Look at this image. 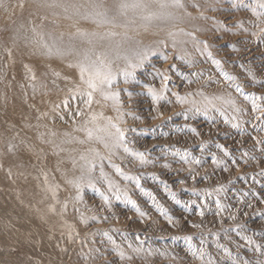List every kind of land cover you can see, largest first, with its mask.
<instances>
[{
	"label": "rangeland",
	"instance_id": "obj_1",
	"mask_svg": "<svg viewBox=\"0 0 264 264\" xmlns=\"http://www.w3.org/2000/svg\"><path fill=\"white\" fill-rule=\"evenodd\" d=\"M50 1L53 2L4 0V6L0 7V63L4 69L3 73L0 71V97L3 101L6 100L5 104L10 92L3 88L5 83L10 82L9 75H16L19 66L27 65L30 69L33 62V57L22 51L17 44V31L23 27L21 24L30 23L31 28V22L39 24L40 17H47L46 9L47 5L51 4ZM73 3L86 5L87 0H73ZM102 4L105 9L111 11L114 9L115 0H102ZM182 4L183 7L180 8L161 9L158 3L153 2L151 8L159 13L161 18L154 21L153 27L147 30L137 25L127 33L131 39L125 45L126 48H134L139 43L141 47L156 48V52L136 71L133 80L125 83L121 75L112 89L113 92L120 93V111L124 114V123L120 126L127 130L128 147L133 152L144 153L149 163L141 165L134 156L124 153L122 149L112 160L122 168L126 176L138 177L140 188L136 187L134 180L117 175L114 169L107 166V160L104 170L108 178L119 186V199L114 191L108 189L107 182L99 179L98 169L95 173V189L85 183L79 193L83 198L81 202L75 200V188L57 181L55 184L60 186L59 200H70L65 219L74 226L75 232L79 233L75 241L68 240L66 230L65 234L61 235L59 219L51 226L55 235L47 238V243L51 246L47 248L50 249L49 252L41 253V246L29 251L25 244L21 243H16L13 247L0 246V264H202V261L188 250L189 245L185 237H192V245L195 248L200 247V239L203 237L205 260L210 256L216 264H231L232 259L247 260L250 264H256L258 259H264V256L250 250L254 245L249 246L241 239V236L251 237L255 244L264 245V203L260 202L264 200V132L258 131L262 122L255 119L260 113L253 112L252 100L244 98L264 97V37L251 35L252 32L259 31L254 27L258 21L251 8L255 7L257 12L264 9L259 7L257 0H182ZM47 18L45 33L57 34V28L60 27L65 33L62 34V39L61 34L59 37L55 35L57 40H69L81 51L91 47L87 38L76 35V27L72 26L71 20L62 16L57 23H51L49 17ZM241 24L243 28L240 27ZM77 27L89 33L106 31L97 29L94 24L83 20ZM260 27H264V24ZM179 30L194 34L201 46L206 43L212 57L221 61L223 71L235 77V81H225L220 70L208 59L207 53L196 51L191 43L185 47L187 58L195 66L188 67L180 60L179 57L184 53L179 48L174 49L168 38L169 31ZM117 31L123 32L122 29ZM116 39L120 40L121 37ZM160 41H165L167 47L160 44ZM233 48L237 50L234 51ZM9 50L11 56L8 55ZM157 70L167 71L170 77L166 95L171 103L161 100L156 105L152 104L148 89L153 88L159 92L161 88V77ZM195 73L203 75L198 78ZM184 77L196 82L188 84ZM209 77L218 82H210ZM237 84L242 93L236 90ZM39 92L43 95L52 94L47 84ZM173 92L181 96L191 94L189 98L198 102L202 99L198 95L199 92L210 97L230 96L242 112L234 113L228 108V123L215 111L207 116L199 113L194 118L189 112L190 118L185 120L183 113L189 105L176 103ZM63 93L67 95L65 102L70 107H63L60 111L61 116H65L64 120L59 119L60 125L75 135L70 128L73 124L70 113L78 106L83 108L84 105L72 98L73 91L64 90ZM101 103L106 105L102 109L103 113L115 119L118 113L112 102ZM257 104L264 107V100L258 99ZM4 110L10 111L7 107ZM66 113L68 115H65ZM159 113H162V116L154 118ZM233 115H236L238 120L233 121ZM211 120L216 123L211 124ZM15 122L19 123L17 120ZM233 123H238L239 127H232ZM189 126L197 128L201 135H191L187 130ZM202 144L206 145L203 151ZM217 144L222 145L228 155L219 150ZM177 150L180 153L187 151L190 153L189 160L195 157L203 163L185 164L181 156L176 154ZM213 154L221 161L220 165L212 162ZM164 165L170 167L166 168ZM225 165L227 171L224 170ZM66 176L73 178L69 174ZM217 188H223L224 191L218 193ZM98 192L109 198L110 208L103 203ZM48 197L46 200L51 201V193ZM129 199L135 201L147 215L140 217L128 202ZM217 199L230 208V211L225 210L217 215ZM248 204H251V207H248ZM155 205L162 207L173 218L174 223L170 224L157 211ZM57 208L59 209V206ZM77 208L79 212L75 211ZM200 211L204 212L203 217L197 215ZM39 212L42 217L47 216ZM81 214L89 219L88 225L80 222ZM232 215H235V220L230 218ZM93 216L97 217L99 222L92 221ZM104 232H108L118 244H121L126 236L127 242L122 243L121 248L133 259L120 260L112 245L102 235ZM128 242L141 247L142 251L139 254L132 252L127 248ZM217 244L227 247L231 257L226 256L222 249H218ZM94 249L97 251H93Z\"/></svg>",
	"mask_w": 264,
	"mask_h": 264
},
{
	"label": "snow or ice",
	"instance_id": "obj_2",
	"mask_svg": "<svg viewBox=\"0 0 264 264\" xmlns=\"http://www.w3.org/2000/svg\"><path fill=\"white\" fill-rule=\"evenodd\" d=\"M155 2L159 4L161 9L167 7H183L182 0H115L114 9L109 11L103 7L102 0H87L86 5H72L71 11H69V7L66 5H60L53 0V2L49 5V7L63 6L65 10L64 19L71 20L72 26L76 27V35L87 38L88 44L91 46L85 50H77L73 47H62L60 43H58L57 38L51 33H45V22L47 21V17H40V23L35 24V22H31L33 27L29 29L30 35H24L22 38L33 47L35 51L41 52L42 54L52 57L56 56L58 58H65L66 56H73L74 60L69 63V67L76 68L79 72V83L73 89L74 95L73 99L77 97L82 101L84 108H80L79 106L75 111L71 112V118L74 125H76L77 117H84V119L74 127L73 131L83 133V138L71 135L70 133H62L61 135L64 139H61L59 143H56L54 139H50L48 143L53 144L54 149H57V155L60 152L68 151V159L71 161L72 170L75 173L77 170L79 171V176H74L69 179L65 174V182L76 189L77 196L75 200L77 202L82 201V196L79 194L82 187L85 183L88 186L95 189L97 177L95 173L97 169L99 170V179L101 181H105L108 184V189L110 191H114L116 193V198L119 199V186L115 185L112 180L108 178L107 173L105 172V160H107V166L114 169L115 173L121 176L124 179L134 180L136 183V187L140 188L139 178L138 177H129L126 176L123 172L122 168L113 163L112 157H114L117 152L122 149L124 153L134 156L141 165H145L149 163V161L145 158L144 153L133 152L128 147V139H127V130L122 128L120 124L124 123L123 113L120 111L121 109V101H120V93L113 92V86L116 84L118 78L123 75L124 82L129 83L131 80L135 78L136 71L142 68L146 62L149 61L150 56L154 55L156 52V48L153 47H141L139 43L134 48H126L125 45L131 39L127 33L132 30L135 26L139 25L147 30L150 27H153V22L160 19L161 15L152 10L151 4ZM259 7L264 9V0H257ZM4 6V0H0V7ZM22 8L23 5L21 4ZM253 15L257 17L258 23L254 25L259 31L252 32L251 35L254 37L260 36L264 37V27H260L261 24H264V11L257 12L255 7L251 8ZM55 19L52 21L56 23L59 20V17L54 14ZM83 20L85 22H90L96 26L97 29H106L103 32H85L82 31L77 25L80 21ZM243 28V24L240 25ZM118 29H122L123 32L117 31ZM120 36L121 39L117 40L116 37ZM168 38L171 40V45L174 49L179 48V50L184 53L179 57L188 67H194L193 62L187 58L188 54L186 51V45L191 43L196 51H203L207 53L208 59L212 60V63L216 66L218 70H220V74L223 76L225 81H235V77L230 76L228 73L224 72L221 66V61L216 60L212 57V53L208 51V45L204 43L201 46V42L196 39L195 35L190 32H185L183 30L179 31H169ZM62 39V34H61ZM102 41H106V43H100ZM160 44H163L167 47V43L165 41H160ZM234 51L237 49L233 48ZM8 55L11 56V51L9 50ZM165 60H167V56H165ZM121 63L123 66L121 67ZM27 69L28 66L25 65ZM30 71V69H29ZM157 74L161 77V88L160 91L157 92L153 88H149V93L152 97V104L156 105L159 101L165 100L167 103H171L172 101L167 98L166 93L169 91L168 82L170 77L167 74V71L159 72L157 70ZM198 78L203 75V73H195ZM36 77L33 74L32 80L35 81ZM188 84L195 83L196 81L189 79L188 77H184ZM210 82L217 83L218 81H213L211 77H209ZM236 90L242 93V89L237 84ZM35 87L33 91L35 92ZM131 95V94H129ZM189 95L181 96L176 92L172 93V96L175 97V101L178 104L184 105L188 104L189 107L183 113L184 119L188 120L190 117L188 113H192V117L194 118L196 114L203 113L207 116L210 112H217L221 116H223L224 122L228 123L229 118L227 116V109L231 108L234 113H241L242 110L236 106V101L232 99L230 96L225 98L223 96H206L203 92H199L198 95L202 97V99L198 102L194 99H190ZM99 97V99H97ZM245 100H252V111L258 112L260 115H257L255 119L257 121H261V126L258 131L264 132V107H261L257 104V100H264V97H249L245 96ZM101 101H111L113 108L118 113L117 117L114 119L109 116H105L103 113V108L106 106L101 103ZM93 103H96L100 108V112H96L93 110ZM65 108H69V104L65 102ZM42 115H47L44 113ZM65 115H68L66 113ZM162 116V113H159L157 117ZM60 120H64L65 116H59ZM134 119H139V117H134ZM233 121L238 120L236 115L231 117ZM118 121V122H117ZM211 124H215V120L210 121ZM232 127H239L238 123H233ZM188 132L193 136H200L201 133L195 127H187ZM43 135L41 134V139H43ZM49 135L51 137H56L57 133L54 131H50ZM260 141H258L259 143ZM79 145L80 147H73L70 150H66L63 145ZM206 145H201V151H203ZM216 147L225 152V155H228L227 151L223 148L222 145L217 144ZM11 151V146L9 147ZM177 155L181 156V160L183 163L188 164H202L201 160H198L195 157H192L189 160L190 153L185 151L184 153H180L177 150ZM212 162L214 164L220 165L221 161L217 160L215 155L213 154ZM235 163V161H233ZM164 167H170V165H164ZM224 170L227 171V166H224ZM43 176V191L47 193H51V198L55 202L53 205H50L48 211L56 215L60 218V227H61V235L65 234V230L67 231L68 240L71 242L75 241V238L79 235V233L75 232V228L73 225L69 224L65 219V214L67 212L70 200L66 199L61 202L58 198V191L60 186L58 184H51L49 182L48 173L41 170ZM11 175V173H9ZM193 180L195 177H192ZM183 183V180L180 181ZM167 187V186H166ZM143 191V189H141ZM216 191L218 193L223 192V188H217ZM101 200L105 205L109 208L111 207V201L107 196L103 193H99ZM196 195V193H193ZM150 195V194H149ZM207 195H211V193H207ZM247 195V194H245ZM172 198L175 199L174 194H172ZM153 201L155 203V198L153 197ZM132 204L133 209L139 214L140 217H145L147 214L136 205L135 201H128ZM264 203V200L260 201ZM216 214L218 215L220 212L225 210L230 211V208H227L225 205L221 204L220 200H216ZM59 205V209L57 208ZM157 211L163 215L170 224L174 223L173 218L168 215V213L159 205H155ZM251 207V204L247 205ZM75 211L79 212V209H75ZM197 215L203 217L204 212L200 211ZM235 220V215L230 217ZM107 220V217L104 218ZM92 221L99 222L98 218L93 216L91 217ZM80 222L88 225L89 219L84 217L83 214L80 216ZM192 227H200V225H192ZM242 227V226H241ZM75 233V235H74ZM104 237H106L107 242L112 245L113 249L116 252V255L120 258V260H132L133 257L131 255H126L125 251L121 248V244L127 242V237L125 236L121 241V244H118L117 241L108 234V232L102 233ZM139 240V237L136 238ZM241 239L245 240L247 245L253 246L254 248H250V250H254L259 253L260 256H264V245L255 244L251 237L241 236ZM185 240L188 242L189 251L191 254L202 261V264H216V261L213 260L210 256L205 260L206 249L204 247L205 239L201 237L200 239V247L195 248L192 245V237H185ZM141 244L143 241L140 242ZM127 248L132 252L139 254L142 251L141 247L134 246L131 242L127 243ZM218 249H222L226 256L231 257V252L229 249L223 245L217 244ZM97 251V250H93ZM231 264H250L249 261L243 260L239 261L238 259H232ZM256 264H264V259H258Z\"/></svg>",
	"mask_w": 264,
	"mask_h": 264
},
{
	"label": "bare ground",
	"instance_id": "obj_3",
	"mask_svg": "<svg viewBox=\"0 0 264 264\" xmlns=\"http://www.w3.org/2000/svg\"><path fill=\"white\" fill-rule=\"evenodd\" d=\"M56 2L69 8L77 5L73 3V0H56ZM46 13L49 22L53 23L54 14L64 18L65 10L63 6L49 7L47 5ZM20 26L23 27L17 31L19 35L16 39L17 44L22 51L33 57V62L30 65V71L28 68L19 66L16 75L7 76L10 82L4 84L5 88L2 86L10 92L7 104H5L6 100L3 101L0 97V112H2L0 113V246L13 247L17 245L16 243H21L25 244L29 251L41 246L40 252L47 253L50 250L47 248L51 247L47 243V238L54 234L52 223L60 218L48 211L49 206L55 202L52 199L46 200L49 198V193L46 194L42 190L44 185L41 170L48 173L49 182L53 185L57 181L67 184L66 174L72 177L79 176L78 170L75 173L72 170L68 151L57 155L58 150L54 149L53 144L48 143L50 139L59 143L61 139H64L62 133H70L61 127L58 117L61 116L60 111L67 99L63 91H73L79 83V72L76 68L68 66L74 60L71 55L61 59L35 51L22 38L24 35H30V23ZM59 28L54 36L59 37L60 34L65 33ZM57 41L62 47L80 49L69 40ZM0 71L4 72L1 63ZM33 74L36 77L35 81L32 80ZM46 84L52 90V94H44V96L39 91ZM74 100L83 104L78 97ZM5 107L10 111H5ZM92 107L94 111L100 112V107L96 103H93ZM44 113L47 115H42ZM83 119L84 117H77L76 125ZM16 120L19 121L18 124ZM76 125L72 124L70 128L74 129ZM50 131L56 132L57 136L51 137ZM41 134H44L43 139ZM74 134L78 137L83 136V133L75 131ZM63 147L70 150L80 146L66 144ZM39 211L47 216L42 217L38 214Z\"/></svg>",
	"mask_w": 264,
	"mask_h": 264
}]
</instances>
